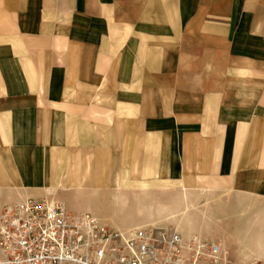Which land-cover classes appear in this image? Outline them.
Here are the masks:
<instances>
[{
	"label": "crops",
	"instance_id": "0c3cea01",
	"mask_svg": "<svg viewBox=\"0 0 264 264\" xmlns=\"http://www.w3.org/2000/svg\"><path fill=\"white\" fill-rule=\"evenodd\" d=\"M8 10V33H0V210L49 197L72 213H91L66 189L88 195L107 191L113 178L127 182L123 168H99L117 148L121 163L127 160L126 123L145 118L139 110L97 122L96 89L137 90L145 81L158 87L161 75L192 69L235 75L240 39L255 45L245 69L264 78V0H15ZM100 57L109 59L106 69H99ZM130 57L140 65L129 67ZM137 97L130 103L136 109ZM197 97L193 130L182 142L184 169L213 181L235 179L258 131L243 115L247 100L235 82Z\"/></svg>",
	"mask_w": 264,
	"mask_h": 264
},
{
	"label": "rangeland",
	"instance_id": "374dc122",
	"mask_svg": "<svg viewBox=\"0 0 264 264\" xmlns=\"http://www.w3.org/2000/svg\"><path fill=\"white\" fill-rule=\"evenodd\" d=\"M14 1L0 0V33H8L6 17ZM97 46L102 48L101 43ZM254 46L238 41L235 66L240 69H235V75L232 69H192L186 76L161 75L158 87H149L145 81L137 90L96 89L97 122L143 112V122L126 123L127 160L121 163L117 148L106 169L99 168L104 173L107 169L118 173L123 168L127 182L115 185L113 178L107 191L85 195L68 188L65 194L79 197L87 212L116 228H171L183 237L197 236L220 244L231 264H264V78L245 69ZM97 60L99 69L107 68L109 59ZM114 63L115 69L119 60ZM140 63L141 59H128L129 67ZM232 82L235 92L239 90L240 97L247 100L243 115L258 130L247 143L241 173L220 181L206 179L199 172L194 175L192 171L190 176L191 170L184 169L182 142L193 130L197 96L205 89H230ZM137 95L138 110L130 105ZM135 128L137 137L131 132ZM112 141L119 139L113 137ZM247 181L252 183L248 187ZM60 195L61 190H56V197Z\"/></svg>",
	"mask_w": 264,
	"mask_h": 264
},
{
	"label": "built area",
	"instance_id": "2783aa9c",
	"mask_svg": "<svg viewBox=\"0 0 264 264\" xmlns=\"http://www.w3.org/2000/svg\"><path fill=\"white\" fill-rule=\"evenodd\" d=\"M0 264H231L220 244L164 227L116 228L45 197L0 210Z\"/></svg>",
	"mask_w": 264,
	"mask_h": 264
}]
</instances>
